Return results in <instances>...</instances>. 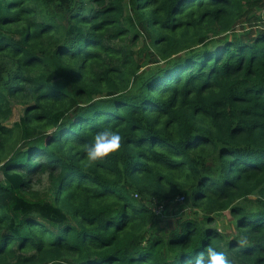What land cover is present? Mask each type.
Segmentation results:
<instances>
[{
  "label": "trees",
  "instance_id": "trees-1",
  "mask_svg": "<svg viewBox=\"0 0 264 264\" xmlns=\"http://www.w3.org/2000/svg\"><path fill=\"white\" fill-rule=\"evenodd\" d=\"M104 128L121 148L90 162ZM206 246L264 264V0H0V264Z\"/></svg>",
  "mask_w": 264,
  "mask_h": 264
},
{
  "label": "clouds",
  "instance_id": "clouds-1",
  "mask_svg": "<svg viewBox=\"0 0 264 264\" xmlns=\"http://www.w3.org/2000/svg\"><path fill=\"white\" fill-rule=\"evenodd\" d=\"M122 135L112 128H104L98 131L92 143L86 148V157L90 162L102 160L121 148ZM187 264H232L223 251H217L214 247L206 246L198 254L193 255Z\"/></svg>",
  "mask_w": 264,
  "mask_h": 264
},
{
  "label": "rangeland",
  "instance_id": "rangeland-1",
  "mask_svg": "<svg viewBox=\"0 0 264 264\" xmlns=\"http://www.w3.org/2000/svg\"><path fill=\"white\" fill-rule=\"evenodd\" d=\"M15 117L17 118L18 115ZM34 182L36 187L39 188H46L48 186L47 178L41 177V178H34ZM254 198V197H253ZM163 210V206L159 208V211ZM191 214V208L188 207L186 201L183 204H174L168 208L166 218L165 219H158L156 220V227L160 228L161 226H170L177 223L181 217L188 216ZM164 220V221H163ZM232 220V216H230L229 212H226L220 216L217 221L219 223V226L222 230L225 228L232 229V223L230 222Z\"/></svg>",
  "mask_w": 264,
  "mask_h": 264
},
{
  "label": "built area",
  "instance_id": "built-area-1",
  "mask_svg": "<svg viewBox=\"0 0 264 264\" xmlns=\"http://www.w3.org/2000/svg\"><path fill=\"white\" fill-rule=\"evenodd\" d=\"M159 208L161 207V206H158ZM159 208H158V212H159Z\"/></svg>",
  "mask_w": 264,
  "mask_h": 264
}]
</instances>
